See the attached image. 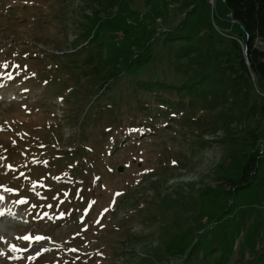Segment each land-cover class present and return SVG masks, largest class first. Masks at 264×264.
<instances>
[{
  "label": "rangeland",
  "instance_id": "1",
  "mask_svg": "<svg viewBox=\"0 0 264 264\" xmlns=\"http://www.w3.org/2000/svg\"><path fill=\"white\" fill-rule=\"evenodd\" d=\"M220 31L223 0H0V264H264V156L232 196L250 145L183 139L210 121L127 141L157 110L127 113V82L176 81Z\"/></svg>",
  "mask_w": 264,
  "mask_h": 264
},
{
  "label": "trees",
  "instance_id": "2",
  "mask_svg": "<svg viewBox=\"0 0 264 264\" xmlns=\"http://www.w3.org/2000/svg\"><path fill=\"white\" fill-rule=\"evenodd\" d=\"M223 1L239 31L236 34L210 35L205 47L188 57L176 81L166 80L163 74L158 78H140L133 83L140 85L142 92L127 82L130 89L123 102L129 103L127 113L133 112L137 106L132 103L139 105L140 94H144L147 107L157 108L150 115H143L140 122L127 126L130 128L127 141L131 143L147 145L142 141L147 133L156 129V115L174 116L177 123L189 117L194 121L202 118L212 123L204 130L190 131L189 137L181 133L183 139L211 145L213 141L203 135L221 130L224 136L220 141L242 140L248 143L251 151L247 154L240 177L228 181L230 187L226 190L234 196L250 186L261 159L253 148L259 131L264 128V0ZM93 20L96 28L84 27L82 36H87L88 42L99 44L97 28H107V25L98 19Z\"/></svg>",
  "mask_w": 264,
  "mask_h": 264
},
{
  "label": "bare ground",
  "instance_id": "3",
  "mask_svg": "<svg viewBox=\"0 0 264 264\" xmlns=\"http://www.w3.org/2000/svg\"><path fill=\"white\" fill-rule=\"evenodd\" d=\"M257 151L259 154H264V151H263V142H260L259 145H258V148H257Z\"/></svg>",
  "mask_w": 264,
  "mask_h": 264
},
{
  "label": "snow or ice",
  "instance_id": "4",
  "mask_svg": "<svg viewBox=\"0 0 264 264\" xmlns=\"http://www.w3.org/2000/svg\"><path fill=\"white\" fill-rule=\"evenodd\" d=\"M117 195H119V194H117ZM18 203H24V201H18ZM105 211H107V209H105ZM0 215H2V213H0ZM25 239H27V237H25Z\"/></svg>",
  "mask_w": 264,
  "mask_h": 264
},
{
  "label": "built area",
  "instance_id": "5",
  "mask_svg": "<svg viewBox=\"0 0 264 264\" xmlns=\"http://www.w3.org/2000/svg\"><path fill=\"white\" fill-rule=\"evenodd\" d=\"M263 151H264V140H263Z\"/></svg>",
  "mask_w": 264,
  "mask_h": 264
},
{
  "label": "water",
  "instance_id": "6",
  "mask_svg": "<svg viewBox=\"0 0 264 264\" xmlns=\"http://www.w3.org/2000/svg\"><path fill=\"white\" fill-rule=\"evenodd\" d=\"M118 170L120 171V170H121V168H118Z\"/></svg>",
  "mask_w": 264,
  "mask_h": 264
}]
</instances>
